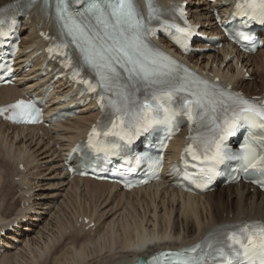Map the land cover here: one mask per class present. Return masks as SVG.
Segmentation results:
<instances>
[{
	"label": "bare ground",
	"instance_id": "obj_1",
	"mask_svg": "<svg viewBox=\"0 0 264 264\" xmlns=\"http://www.w3.org/2000/svg\"><path fill=\"white\" fill-rule=\"evenodd\" d=\"M13 1L16 0H0V7ZM188 1L190 15L201 31L221 35L215 13L227 15L231 10L225 4L228 0ZM23 21L18 79L15 86L0 88V105L30 93L42 94L49 80L41 74L43 54L31 61L28 71L25 64L45 45L40 32L51 30L52 21L42 18L39 8ZM234 53L225 46L189 57L188 61L209 75L232 80L231 84L239 90L260 95L259 90L264 88V50L257 57L236 53V58L226 63L228 55ZM236 62H241L261 82L246 81L244 73L235 69ZM54 88L56 96L46 106L47 117L76 100L61 104L73 88L62 81L56 82ZM100 115L91 102L78 116L51 128L16 127L0 122V187H5L0 198V233L7 231L0 238V264H18L30 251L39 257L38 264H135L139 258H149L157 251L198 242L218 226L264 220V194L246 185L195 196L176 190L168 174L161 182L130 193L106 182L71 179L65 170V156L86 137ZM184 141L182 134L172 143L169 161L179 156ZM20 165L26 169L20 171ZM85 217L96 223L95 229L78 227V220ZM15 222L18 227L10 228Z\"/></svg>",
	"mask_w": 264,
	"mask_h": 264
},
{
	"label": "snow or ice",
	"instance_id": "obj_2",
	"mask_svg": "<svg viewBox=\"0 0 264 264\" xmlns=\"http://www.w3.org/2000/svg\"><path fill=\"white\" fill-rule=\"evenodd\" d=\"M36 2L30 0V6ZM145 2L147 21L136 0H43L44 10L54 11L60 29V42L48 48L49 54L63 55L64 67L79 77L74 58L62 51L74 45L83 65L95 72V83L79 80L96 93L105 117L91 129L89 147L117 155L121 148L117 140L128 144L153 126L175 128L178 117H187L198 130L188 138L184 153L192 160L212 162L191 178L197 188H205L216 174L215 165L225 160L239 161L238 171L264 187V103L222 90L151 45L148 23L161 19V9L155 0ZM236 8L237 14L264 22V0H238ZM4 24L0 19V38L9 35ZM167 26L175 28L176 43L187 50L191 29ZM12 108L23 122H37L39 112L33 103L21 100ZM4 111L0 109V114ZM243 125L250 131L233 152L225 141ZM151 166L153 176H158L162 157L151 161ZM144 264H264V225L217 228L195 245L162 252Z\"/></svg>",
	"mask_w": 264,
	"mask_h": 264
},
{
	"label": "rangeland",
	"instance_id": "obj_3",
	"mask_svg": "<svg viewBox=\"0 0 264 264\" xmlns=\"http://www.w3.org/2000/svg\"><path fill=\"white\" fill-rule=\"evenodd\" d=\"M258 62V61H257ZM259 65L261 66V62L259 63ZM261 82V80L260 79H258V84ZM3 187V186H2ZM2 187H0V198H1V196L3 195L2 193L5 191L4 189H5V187L2 189ZM1 189H2V191H1ZM4 190V191H3ZM32 254V255H31ZM34 254V255H33ZM24 255H25V257H24ZM23 255V257H22V259L19 261L21 264H27V261H28V264H33L34 262H36V264H38L39 262H38V260H39V257L38 256H35V255H37L36 253H34L33 251H30V252H27L26 254H24ZM29 255H31V257L29 256ZM28 257L29 258H31V259H34L33 261L32 260H30V259H28ZM34 257V258H33ZM37 257V258H36ZM25 258V259H24ZM24 260V261H23ZM35 260H37V261H35ZM26 262V263H25ZM20 263H18V264H20ZM35 264V263H34ZM69 264H71V263H69ZM72 264H75V263H72Z\"/></svg>",
	"mask_w": 264,
	"mask_h": 264
}]
</instances>
